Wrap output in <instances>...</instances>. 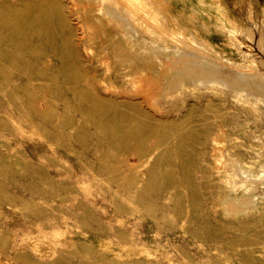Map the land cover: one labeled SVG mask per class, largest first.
Wrapping results in <instances>:
<instances>
[{"label":"rangeland","instance_id":"rangeland-1","mask_svg":"<svg viewBox=\"0 0 264 264\" xmlns=\"http://www.w3.org/2000/svg\"><path fill=\"white\" fill-rule=\"evenodd\" d=\"M67 1L72 22L77 26L76 45L87 60L85 65L95 68L97 87L106 93L112 83L107 72L114 64L112 55L107 51L96 58L86 40L91 31L79 20V2ZM161 1L177 32L200 33L239 63L248 65L255 61L264 71V48L259 43L260 38L264 42V0ZM2 2L0 8L4 5L1 10L5 11L6 0ZM146 2L155 6H145ZM159 3L160 0H138L142 22L154 20L156 24L157 13L152 9ZM194 9L199 14H193ZM5 18L6 11L4 18L0 16V264H230L228 260L232 264H255V260L264 264L262 258L250 253L255 247L258 249L255 243L262 237L263 229L252 232L250 228L251 232L243 234L232 226H223L233 213L220 214L213 185L206 188L199 183L194 186V193L191 188L187 190V202L191 194L205 200L204 214H196L198 219L189 222L186 215H179L172 199L174 180H160L159 164L144 165L138 157H128L130 145L138 136L129 128H120V113V120L116 115L89 114L90 102L73 93L63 81L67 64L62 63L58 53L62 33L49 31L50 42L44 37H39V42L35 36V46L30 41H19L20 33L11 28V14L9 21ZM219 18L227 27L233 22L237 29L228 33L234 32V39L216 28ZM16 44L19 48L14 46V50L12 45ZM31 49H36V53ZM112 72H117L116 68ZM52 75H56L54 80ZM222 99L224 105L233 106L230 97ZM44 104L51 105L49 116ZM242 116L232 112L231 124L238 121L244 128L231 129V125L229 131L240 137L241 144H248L243 130L253 132L264 126V112L258 124ZM178 169L181 173V167ZM195 173V180L203 182L205 173ZM180 178L178 175L179 182ZM167 218L176 220L175 224L171 226Z\"/></svg>","mask_w":264,"mask_h":264},{"label":"bare ground","instance_id":"bare-ground-1","mask_svg":"<svg viewBox=\"0 0 264 264\" xmlns=\"http://www.w3.org/2000/svg\"><path fill=\"white\" fill-rule=\"evenodd\" d=\"M8 1L5 2L7 4V6L5 4L7 19H5L9 21L11 14L13 26L11 28L15 33H20L17 36L20 37L19 41H30L31 44H34L35 36H38L37 39L44 37L47 41L48 36L50 37L49 31H58L63 34L62 45L60 44L61 52H58L59 50L57 52L60 53L62 63L67 64L62 72L66 86L69 85L74 90L73 93L79 94L81 99L90 102L91 111L89 114L98 115L96 117L110 114L111 117L116 115L118 118L117 114L120 113L122 121L121 127H119L129 128L138 136L132 142L133 146L130 145L132 148L129 147L131 151L128 157H138L144 165L158 163L160 180L166 178L174 180L172 199L177 206L179 215H186L191 222L197 218H195L196 214L198 217L199 214H204V198L197 194H191L187 202L185 199L187 190L191 188L194 193L193 188L199 183L205 184L206 188L213 185L216 207L220 214L229 216V213H233V216L231 215L223 222L225 223L223 226H232L243 234L251 232L250 228L253 229L252 232L254 229L261 232L259 230L263 229L262 237L255 243L258 249L255 247L250 250V253L264 260V126L253 132L247 131L245 128L241 133L245 135L248 144L243 143L244 145L238 140L239 136H234L233 132L229 131L231 125L234 127L231 129L242 127V125L240 126L242 123L235 120L236 124H231L233 118L230 120V116L233 111H237V114H244L247 116V121L252 120L256 124L262 119L264 71L259 69L256 62L252 61L248 65L239 63L225 54L223 50L217 49L210 40L202 37L200 33L177 32L176 27L170 24L171 19L161 0L156 9H152L157 13L156 24L154 20L151 21L154 22L153 24L146 22V19L145 23L142 22L141 11L137 10L139 8V6L137 7L138 0H123L124 2L77 0L79 2V20L86 24V28L91 31L88 38L86 37L91 52L96 54V58H99L109 51L114 62L113 67L117 71L112 72L113 67L108 68L107 72L112 83L106 89L107 92L103 93L94 81L95 68L85 65L87 60L83 59V54L76 45L77 26L72 22L67 8L70 1L17 0L18 2H11V4ZM2 3L1 5H3ZM149 3L146 2L145 6H148ZM127 4L130 6L127 7ZM151 6L153 8L155 5ZM1 8L0 16L4 18L5 11ZM192 12L199 14L198 9H194ZM147 16L149 19V15ZM144 17L146 18V16ZM191 18L193 19V17ZM215 24L216 28L222 29L223 34L231 35V37L234 32H228L237 29L233 22L232 26L227 27L223 18H219ZM204 26L207 28L206 23ZM51 39L53 38L51 37ZM40 40L42 39L40 38L39 42ZM259 40L260 45L264 48V42L261 38ZM42 43L45 44L44 42L40 44ZM46 43L48 44V42ZM36 44L38 45V43ZM17 45L12 46L14 48ZM236 45L238 46V43ZM19 47H22V44ZM31 50L33 51V49ZM33 52L36 53V49ZM20 55L22 54H19V57ZM20 58H24V56ZM55 76L52 80L55 79ZM120 86H124V88ZM47 90L51 91L49 87ZM222 97H230L233 106L224 105ZM44 99L42 98V100ZM41 106H39L40 109ZM45 106V113L49 116L51 105ZM55 108L54 106L53 109ZM53 112L55 114L56 111ZM108 126L110 125L108 124ZM241 146L246 148L241 150ZM126 154H128L127 151ZM178 166L182 169L181 173L177 172ZM195 171L205 173L203 182L195 180L197 175ZM178 175H181L180 182ZM230 207L233 208L232 212ZM216 213L218 212L216 211ZM166 220L171 226L176 221L171 218ZM225 232L223 233L225 234ZM230 236H232L231 233ZM236 243L238 244V242ZM228 262L232 264L231 260ZM257 264H260L259 261Z\"/></svg>","mask_w":264,"mask_h":264}]
</instances>
